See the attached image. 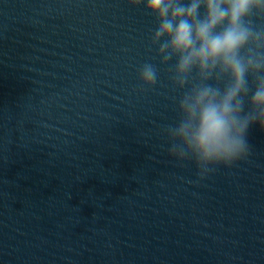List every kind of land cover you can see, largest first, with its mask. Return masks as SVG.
Listing matches in <instances>:
<instances>
[{
  "label": "water",
  "instance_id": "1",
  "mask_svg": "<svg viewBox=\"0 0 264 264\" xmlns=\"http://www.w3.org/2000/svg\"><path fill=\"white\" fill-rule=\"evenodd\" d=\"M157 27L130 0H0V264H264V130L204 179L170 155L191 83Z\"/></svg>",
  "mask_w": 264,
  "mask_h": 264
},
{
  "label": "clouds",
  "instance_id": "2",
  "mask_svg": "<svg viewBox=\"0 0 264 264\" xmlns=\"http://www.w3.org/2000/svg\"><path fill=\"white\" fill-rule=\"evenodd\" d=\"M130 3H144L146 11L156 17L152 43L159 45L162 64L175 59L174 85L184 89L191 83L179 99L178 123L167 129L170 155L193 161L201 179L216 166L231 167L245 159L250 151L249 128L258 125L264 130V24L255 22L264 20V0ZM139 80L142 86H154L156 67L142 65Z\"/></svg>",
  "mask_w": 264,
  "mask_h": 264
}]
</instances>
